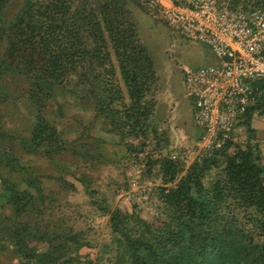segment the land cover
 <instances>
[{"label": "rangeland", "instance_id": "rangeland-1", "mask_svg": "<svg viewBox=\"0 0 264 264\" xmlns=\"http://www.w3.org/2000/svg\"><path fill=\"white\" fill-rule=\"evenodd\" d=\"M25 1L9 0L3 11L6 22L19 15ZM108 1L75 0V5L85 2L90 8ZM121 1L136 22L157 77L155 86L146 87L145 105L152 110L148 120L133 126L123 112L115 113L131 102L119 70L116 79L123 98L113 103V109H97L92 99L69 100L57 90L51 98L42 97L47 108L37 112L28 96L35 79L10 74L0 82V144L7 146L3 152L11 147L9 153L16 158L12 162L0 155V264H24V255L10 244L17 240L29 241L37 250L58 242L68 245L63 252L71 257L68 264H138L135 253L123 244L125 235L114 227L122 219L115 210L134 212L160 236L166 218L160 215L163 203L157 192L164 185L166 168L163 174L153 159H173L178 177H182L193 162L212 157L198 145L185 74L216 64L219 58L204 42L179 34L150 13L140 0ZM39 2L33 0V9H39ZM6 46L0 43V58L10 60ZM68 47L75 45L67 44L64 49ZM37 62L46 64L45 59ZM38 116L45 126L41 133L35 129ZM120 121L124 123L117 127ZM247 145L264 166V112L249 117L228 152ZM22 167L33 184L26 185L22 179ZM216 173L215 168L206 172V185ZM130 230L134 235L144 227L131 226ZM235 246H241L240 255ZM223 247L222 254L202 258L204 264H264V258L254 261L252 255L246 256L244 242L230 241ZM141 255L153 264H187L186 254L179 258L168 254L161 259L141 249ZM189 264H200L199 258Z\"/></svg>", "mask_w": 264, "mask_h": 264}, {"label": "trees", "instance_id": "trees-1", "mask_svg": "<svg viewBox=\"0 0 264 264\" xmlns=\"http://www.w3.org/2000/svg\"><path fill=\"white\" fill-rule=\"evenodd\" d=\"M8 2L0 0V43H6L5 55L10 58H0V82L10 74L35 79L28 96L36 104L37 112L47 108L42 97L51 98L57 90L69 100L92 99L97 109H113V103L123 98L116 79L119 70L131 102L115 113L123 112L133 126L149 119L152 110L145 105L146 87L155 86L157 77L140 42L136 22L123 1L96 2L89 8L85 2L75 5V0H40L36 10L33 0H26L19 15L6 22L3 11ZM67 44L75 48L64 49ZM43 59L46 64L39 66L37 60ZM255 84L257 100L244 114L241 125L256 113L264 112V79ZM37 119L35 129L41 133L45 126L39 116ZM121 123L124 121L116 122L117 127ZM233 144L229 142L211 158L193 162L182 177H178L173 159L166 156L153 159L159 162L163 174L166 168L164 185L157 192L163 203L160 215L166 218L161 235L153 234L134 212L115 210L122 219L114 227L121 236L125 235L123 244L135 253L138 264H153L141 255V249L152 251L161 259L168 254L178 258L186 254L185 263H194L199 258V263L204 264L202 258L222 254L224 244L230 241L244 242L248 247L246 256L252 255L254 261L264 258V166L249 145L239 147L235 153L228 152ZM4 148L7 146L0 144V155L3 153L8 161L16 162L9 153L12 148L3 152ZM213 168L217 170L216 176L206 185L204 175ZM21 171L26 185L33 184L25 176L24 167ZM131 226H143L144 230L132 235ZM58 243L48 244L51 250L46 246L37 250L29 241L25 244L10 241L24 255V264L70 263L69 253H63L68 245ZM235 248L240 255L241 246ZM63 255L66 258L61 259Z\"/></svg>", "mask_w": 264, "mask_h": 264}, {"label": "built area", "instance_id": "built-area-1", "mask_svg": "<svg viewBox=\"0 0 264 264\" xmlns=\"http://www.w3.org/2000/svg\"><path fill=\"white\" fill-rule=\"evenodd\" d=\"M183 36L207 44L219 58L186 71L198 145L209 153L235 142L264 79V0H140ZM135 184V181L133 182Z\"/></svg>", "mask_w": 264, "mask_h": 264}]
</instances>
